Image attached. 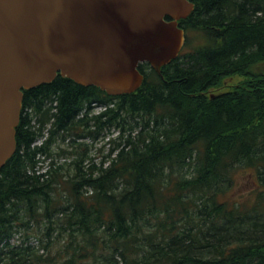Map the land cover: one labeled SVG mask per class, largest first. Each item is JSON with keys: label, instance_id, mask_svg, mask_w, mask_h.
Returning <instances> with one entry per match:
<instances>
[{"label": "trees", "instance_id": "trees-1", "mask_svg": "<svg viewBox=\"0 0 264 264\" xmlns=\"http://www.w3.org/2000/svg\"><path fill=\"white\" fill-rule=\"evenodd\" d=\"M191 1L180 25L206 42L161 75L141 64L136 92L60 74L23 90L0 170V264H264V190L250 205L227 195L236 170L264 175V0ZM112 131L97 163L88 140ZM39 154L71 161L39 173Z\"/></svg>", "mask_w": 264, "mask_h": 264}, {"label": "water", "instance_id": "water-1", "mask_svg": "<svg viewBox=\"0 0 264 264\" xmlns=\"http://www.w3.org/2000/svg\"><path fill=\"white\" fill-rule=\"evenodd\" d=\"M190 0H0V170L17 150L24 93L58 74L111 96L161 74L186 43ZM169 17L172 20L168 21Z\"/></svg>", "mask_w": 264, "mask_h": 264}, {"label": "rangeland", "instance_id": "rangeland-1", "mask_svg": "<svg viewBox=\"0 0 264 264\" xmlns=\"http://www.w3.org/2000/svg\"><path fill=\"white\" fill-rule=\"evenodd\" d=\"M189 37H190V42H189V47L187 48L188 51H194L196 50L198 47L204 45V43L206 42V39L204 38V36L200 33H189ZM187 51V52H188ZM242 80V77H238L236 80L234 79H228L226 80V82H229L231 84L237 83L239 81ZM96 112L101 111V107H97L95 109ZM113 133V134H112ZM118 133H116V131H112L111 133H109V136H103L100 139L94 141V140H88V143L90 145V154L91 157L95 158V161L100 162L102 161L103 155H107L110 149V144H108V142L114 141V142H120L118 141ZM115 144V143H114ZM66 146V145H64ZM56 152H58V150H56ZM97 158H96V157ZM57 157H61L57 154H54V156H52V158H57ZM63 157V156H62ZM59 159H56V162H58ZM233 183H232V187L229 190L228 194L229 198L231 200L234 201H239L241 203H249L252 204V197L250 195L253 196V198L255 197V193H252L254 190H264V184L263 181L261 180V178L259 177L258 173L256 170L254 169H238L236 170V172L233 175ZM37 222V221H35ZM41 222V221H39ZM38 226L37 223H35V227ZM20 234H18L16 236V239L13 241L14 243H16V240L20 239ZM39 240V238H37L35 236V241ZM40 242H38L37 244H39ZM35 244V243H34ZM44 244V242H43Z\"/></svg>", "mask_w": 264, "mask_h": 264}, {"label": "bare ground", "instance_id": "bare-ground-1", "mask_svg": "<svg viewBox=\"0 0 264 264\" xmlns=\"http://www.w3.org/2000/svg\"><path fill=\"white\" fill-rule=\"evenodd\" d=\"M221 88V87H220ZM109 136V135H108ZM116 146V145H115ZM85 150V149H84ZM96 157V156H95ZM97 158V157H96ZM103 162V161H102ZM223 186V185H222ZM230 189V188H229ZM35 236V235H34ZM51 240V239H50ZM14 241V240H13ZM18 241V240H17ZM52 241V240H51Z\"/></svg>", "mask_w": 264, "mask_h": 264}]
</instances>
